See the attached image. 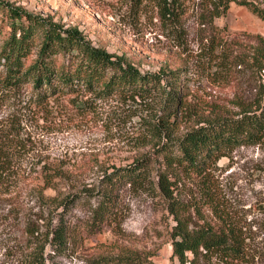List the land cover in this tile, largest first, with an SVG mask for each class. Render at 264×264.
Listing matches in <instances>:
<instances>
[{
	"label": "trees",
	"instance_id": "obj_1",
	"mask_svg": "<svg viewBox=\"0 0 264 264\" xmlns=\"http://www.w3.org/2000/svg\"><path fill=\"white\" fill-rule=\"evenodd\" d=\"M128 2L135 13L150 2L182 47L187 46L182 20L190 10L196 13L198 40L189 54L195 72L187 61L142 71L124 55L95 45L78 26L0 0V87L25 89L30 102L42 108L67 98L80 112H88L99 102L114 100L112 111L139 117L138 138L151 141L148 152L80 190L73 185L66 191L71 176L43 163L36 192L31 193L38 211L25 217L18 236L6 239L11 264H60L59 258L82 232L111 228L116 234L125 218V188L160 196L174 222L172 256L178 264L212 259L214 264H239L248 258L243 227L219 204L212 175L219 158L238 146L258 145L264 154V35L243 32L244 41L229 37L226 26L215 20L232 3L264 20V0ZM195 74L231 88V108L198 98ZM241 82L246 83L241 93L232 89ZM8 140L0 134V184L7 188L16 183L9 172ZM186 175L197 187V195L188 200L182 198L181 187ZM79 203L87 206L82 226L74 212ZM146 260L125 249L112 257L102 255L96 264H156Z\"/></svg>",
	"mask_w": 264,
	"mask_h": 264
},
{
	"label": "rangeland",
	"instance_id": "obj_2",
	"mask_svg": "<svg viewBox=\"0 0 264 264\" xmlns=\"http://www.w3.org/2000/svg\"><path fill=\"white\" fill-rule=\"evenodd\" d=\"M22 8L50 15L64 24L78 26L95 44L109 52L124 55L142 71H157L178 61H187L195 72L193 53L198 40L195 12L182 20L187 46H177L168 29L158 20L150 2L139 13L129 9L128 0H3ZM193 2V1H192ZM194 3V2H193ZM1 17V13H0ZM226 26L229 37L244 41L241 33L264 35V20L246 7L232 3L226 14L216 18ZM196 95L212 103L231 105V88L210 83L203 74L192 75ZM246 83L232 88L241 93ZM25 89L0 87V134L8 138L10 175L16 182L7 188L0 184V264H11L5 250L7 237L18 236L25 217L38 211L35 196L37 177L43 163L61 168L71 176L70 186L81 189L96 184L105 173L132 162L151 148V141L139 139V117L112 110L114 100L99 102L95 111L80 112L67 98L42 108L31 103ZM231 108V106H230ZM234 111L239 110L233 106ZM8 136V137H7ZM160 165V158L154 163ZM212 179L219 204L230 218L243 227L248 258L239 264H264V154L258 145H242L219 158ZM182 198L197 195L195 181L183 178ZM34 189V191H33ZM79 189V190H80ZM125 218L115 234L111 228L87 234L82 232L69 245L60 264H96L102 255L112 257L131 249L156 264H178L172 256L171 230L174 225L165 206L154 192L125 188L121 193ZM87 206L74 208L78 225L84 223ZM208 214V212L206 213ZM189 264V263H188ZM199 264H214L201 260Z\"/></svg>",
	"mask_w": 264,
	"mask_h": 264
}]
</instances>
